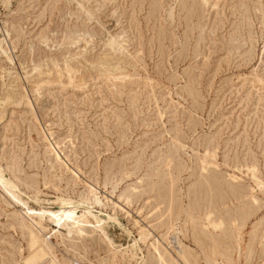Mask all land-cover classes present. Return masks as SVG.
Instances as JSON below:
<instances>
[{"label":"rangeland","instance_id":"1","mask_svg":"<svg viewBox=\"0 0 264 264\" xmlns=\"http://www.w3.org/2000/svg\"><path fill=\"white\" fill-rule=\"evenodd\" d=\"M6 94L0 264H264V0H0Z\"/></svg>","mask_w":264,"mask_h":264},{"label":"bare ground","instance_id":"2","mask_svg":"<svg viewBox=\"0 0 264 264\" xmlns=\"http://www.w3.org/2000/svg\"><path fill=\"white\" fill-rule=\"evenodd\" d=\"M79 5V4H78ZM80 6L82 7V5L80 4ZM92 12V11H91ZM120 38V35H119ZM123 39V38H122ZM76 40V39H75ZM109 44H115L116 45V37H110L108 39ZM118 45V44H117ZM116 45V46H117ZM109 46V45H108ZM121 46V45H120ZM123 46V45H122ZM118 47V46H117ZM121 48V47H120ZM119 62V61H118ZM120 63V62H119ZM113 67V66H112ZM108 68V67H107ZM35 69V68H34ZM110 69V68H109ZM115 70V69H114ZM118 70V69H117ZM65 71V70H64ZM66 71L69 73V80L71 78L70 72L71 69L69 67L66 68ZM47 72V71H46ZM117 72V71H116ZM40 73V72H38ZM45 73V72H44ZM48 73V72H47ZM67 73V74H68ZM107 73V72H106ZM43 74V73H42ZM49 74V73H48ZM101 74V73H100ZM48 80V79H47ZM9 94V93H8ZM7 95V94H6ZM11 99V97L9 95H7L5 98L0 99V104H5L7 101L9 102ZM27 100V99H26ZM26 103V101H24ZM24 102H22V104H25ZM57 144V143H56ZM53 147V145H52ZM52 151L55 150V148H51ZM56 156L58 159L60 158V155L55 152ZM203 163V162H201ZM253 177L256 178L255 174H253ZM257 179V178H256ZM0 182L4 185L10 188V190L12 191L13 189H18L17 185H15V183L13 181H11L9 179V177H7L1 170H0ZM20 190V189H19ZM18 191V190H17ZM92 192V191H91ZM93 193V192H92ZM90 193V194H92ZM13 197L14 194H13ZM120 197V196H119ZM95 198V197H93ZM121 198V197H120ZM15 199V198H14ZM86 199V198H85ZM88 199V198H87ZM125 199H127L125 197ZM87 201H90L87 200ZM126 201V200H125ZM129 204V203H128ZM86 209L87 211H85L84 215L81 216H77L76 212L73 209H56V210H46V211H40V212H35L34 210L30 211L29 213H27L28 215L30 213H34L37 215L38 217V221H36V229L37 231L35 232L33 229H29L31 230V236H30V241H29V253L26 257H24L23 260V264H37V262L42 258V257H47L49 258L45 264H55L56 260L55 258L52 256V252L50 250V247L48 246V244L46 243L45 239L42 238V232H43V223L42 221L44 220V218L47 219V222L52 224L54 226V230L56 231H60L61 229L66 230L68 234H71L73 231H78L80 233H82V229L81 227L84 226V222H89L88 217L92 218L95 222H96V227H98L107 237L108 241L110 242V244L112 246H114L115 248L118 247L115 245V243L112 241V239H110V237H108L106 234V230H105V224L107 223V220H102L100 218H98V216L93 215L92 211L90 209V206L86 205ZM42 210V209H41ZM37 211V210H36ZM46 214V215H44ZM210 215V214H209ZM208 215V216H209ZM31 217V216H30ZM207 217V216H206ZM209 218V217H207ZM206 218V219H207ZM31 219H33L31 217ZM108 220H110V218H108ZM206 222V221H205ZM207 227L208 226H212V228H217V224L212 223L211 221H208L207 223ZM215 225V226H214ZM217 225V226H216ZM144 229V228H143ZM41 233V234H40ZM69 236V235H68ZM105 237V238H106ZM140 237V238H139ZM138 239H143L146 237V234L141 233V236H139ZM148 238V236H147ZM141 241V240H140ZM137 240H134L132 243H130V249H132L133 251V256H136L138 254L137 250H140L139 246H137ZM180 245V243H179ZM126 247V246H125ZM124 247V249H125ZM127 247V248H129ZM122 249V247H121ZM131 251V252H132ZM179 251V250H177ZM124 252V251H123ZM141 252V251H140ZM132 254V253H131ZM180 254V253H179ZM181 255V254H180ZM43 260V259H42ZM45 261V260H44ZM44 263V262H43ZM214 264V263H213Z\"/></svg>","mask_w":264,"mask_h":264}]
</instances>
